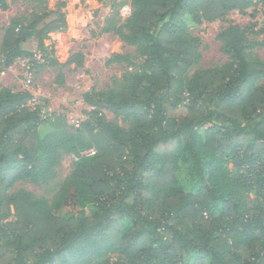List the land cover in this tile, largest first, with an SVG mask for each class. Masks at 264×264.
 Here are the masks:
<instances>
[{"label":"trees","instance_id":"obj_1","mask_svg":"<svg viewBox=\"0 0 264 264\" xmlns=\"http://www.w3.org/2000/svg\"><path fill=\"white\" fill-rule=\"evenodd\" d=\"M253 2L264 0H132L125 25L106 26L142 62L118 90L86 100L132 118L127 130L98 120L97 130L86 124L90 141L65 130L46 138L38 128L48 119L27 105L31 94L0 86V264H90L109 251L122 258L104 264H264V61L252 54L247 29L232 24L218 37L228 60L187 77L198 40L184 24L189 15L200 22L243 13ZM42 19H10L1 70L33 56L22 47L33 32L67 26L60 15L39 30ZM83 57L50 65L81 67ZM90 147L93 154H82ZM73 152L50 201L8 193L23 177L45 180L60 153Z\"/></svg>","mask_w":264,"mask_h":264},{"label":"rangeland","instance_id":"obj_2","mask_svg":"<svg viewBox=\"0 0 264 264\" xmlns=\"http://www.w3.org/2000/svg\"><path fill=\"white\" fill-rule=\"evenodd\" d=\"M64 2V6L59 4ZM132 0H3L0 3V46L4 34L3 28L13 17L23 15L26 18L35 15L43 16L37 25H43L64 16L67 26L47 35L33 32L22 47L33 56H24L15 60L9 67L1 70L3 58L0 52V86H6L13 92L31 94L27 105L31 109H39L48 115L47 123L38 128L46 138L48 133L65 130V134L80 135V143L90 141L87 123L97 130V121L116 122L127 130L133 120L126 116H115L111 111L98 109L86 100V94L96 98L118 90L123 82L130 80L139 71L142 59L134 47L127 45L114 31L105 30L106 26H124L131 16ZM30 21H26L29 24ZM189 37L198 40V59L190 67L187 77L201 68H213L225 63L228 58L222 50L219 34L229 25L235 24L247 29V37L255 47L252 54L264 61V3L253 2L243 12L231 10L220 19L208 21L204 18L195 22L191 16L184 19ZM124 29V28H122ZM75 53L83 54V65L75 66L67 63L59 68L50 65L55 58L66 63ZM33 61L37 62L33 66ZM58 71L62 72L60 83ZM185 113V107H179L178 115ZM45 138V139H46ZM62 142H67L62 140ZM94 147L81 150L93 154ZM75 153H60L45 180L33 181L23 177L15 181L8 193L23 190L30 193L33 199H52L61 182L71 170ZM88 155V154H87ZM76 156V155H75ZM229 169L235 173L231 165ZM238 173H242L239 171ZM179 181L185 185L188 181V166L182 164L177 172ZM244 198L250 203L255 198L253 190L245 191ZM8 220H14L11 215ZM122 257L109 251L102 257L94 259L90 264L112 263Z\"/></svg>","mask_w":264,"mask_h":264},{"label":"built area","instance_id":"obj_3","mask_svg":"<svg viewBox=\"0 0 264 264\" xmlns=\"http://www.w3.org/2000/svg\"><path fill=\"white\" fill-rule=\"evenodd\" d=\"M48 117V115H46L45 113L43 114V112L41 113V118L42 119H45V118H47ZM82 154H88L89 155V153H85V152H82ZM74 156V155H73ZM75 157V156H74ZM76 158V157H75Z\"/></svg>","mask_w":264,"mask_h":264}]
</instances>
